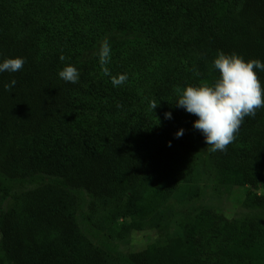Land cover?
Wrapping results in <instances>:
<instances>
[{"label": "trees", "instance_id": "16d2710c", "mask_svg": "<svg viewBox=\"0 0 264 264\" xmlns=\"http://www.w3.org/2000/svg\"><path fill=\"white\" fill-rule=\"evenodd\" d=\"M87 1L91 0L82 7ZM135 1L139 9H150L155 20L178 8L174 14L183 23L180 36L143 37L163 47H178L193 62L191 75L176 79L167 74L153 87L152 94L173 106L185 87L218 78L212 64L220 52L264 62V0ZM106 4L108 0L96 5L99 15ZM66 17L67 28H56L59 40L48 48L46 27L42 32L33 26L23 33V24L11 19L0 2V60H26L21 71L0 74V167L21 179L57 177L62 183L17 193L0 212V264H108L104 252L79 228L71 190L84 189L94 201L103 200L104 220L111 230L120 217L131 219L122 231L159 224L158 186L165 180L163 166L174 147L167 138L159 141L156 129L138 120L145 95L113 86L112 77L121 75L113 58L102 66L99 52H80L87 40L77 11L69 7ZM128 36L112 40L120 44L129 41ZM92 45L90 39L88 46ZM68 64L80 72L77 84L58 77ZM105 67L110 75L104 74ZM254 71L264 85V72ZM13 79L15 86L6 90ZM180 144L184 157L198 156L219 192L264 184V108L255 117H245L223 152L213 153L205 145L199 153L195 144ZM245 204L256 211L242 218L227 219L209 208L186 214L177 236L148 245L133 264H264V194L247 196Z\"/></svg>", "mask_w": 264, "mask_h": 264}, {"label": "rangeland", "instance_id": "374dc122", "mask_svg": "<svg viewBox=\"0 0 264 264\" xmlns=\"http://www.w3.org/2000/svg\"><path fill=\"white\" fill-rule=\"evenodd\" d=\"M0 2L11 19L23 24L20 27L21 30L24 29L23 33L30 31V27L33 26H40L42 32L46 27V33L43 34L47 35L48 43H45L48 48L59 40L56 28H67L64 22H68L65 20L68 8L72 7L77 11L83 19L80 21L81 31L86 33L83 38L87 40L80 46V52L84 55L95 54L99 52L101 43L108 40L112 62L120 74L127 76V80L120 86L130 90L132 94L136 92L139 96H146L145 105L142 104L141 112L137 113L138 120H143L155 128L160 136L159 141L167 138L166 143L170 142L174 147L173 154L169 155L163 166L166 170L165 180L158 186V193L162 198L158 206L157 225L141 230L122 231L121 227L128 225L131 219L120 217L112 225L111 230L104 220L107 214L104 201H94L84 189L71 190L76 198L74 209L76 222L88 239L104 252L108 264H133L138 254L148 245L164 244L177 236L184 216L201 208H209L227 219L242 218L256 211L246 206V198L252 194H264V184L237 185L229 193L217 191L213 178L202 169L198 156L196 154L183 156L186 151L184 145L180 144L182 141L195 144L199 153L205 150L203 135L193 127L195 120L180 113L169 100H161L151 93L159 77L170 74L178 79L191 75L193 71V62L189 56L187 57L188 52L174 46L163 47L157 41L151 43L143 38L148 35L155 39L171 40L180 36L183 23L179 18L175 19L174 12L177 11V6L155 20L150 9L141 10L138 8L139 2L132 0H108L107 6L103 8V15L97 13L96 5L99 2L103 5L105 0L87 1L86 8L82 7L86 0H0ZM168 17H172L173 21L170 22ZM126 36L131 37L130 40L120 41V44L116 39L112 40ZM90 39H93L94 43L92 48L88 46ZM64 41L66 40L63 39L62 42ZM140 101H143V97H140ZM153 103L157 104L154 110L151 107ZM167 112H171V119L165 118ZM181 128L184 129V135L177 139L175 133ZM49 182L62 184L57 177L21 179L0 167V212L8 208L15 194ZM168 189L172 191L166 196Z\"/></svg>", "mask_w": 264, "mask_h": 264}, {"label": "clouds", "instance_id": "9594fccd", "mask_svg": "<svg viewBox=\"0 0 264 264\" xmlns=\"http://www.w3.org/2000/svg\"><path fill=\"white\" fill-rule=\"evenodd\" d=\"M110 54V45L105 40L99 50L102 66L108 63ZM64 59L61 55L60 60ZM25 63L23 57L0 60V74L17 73ZM212 67L218 73V78L213 83L185 87L175 103L177 107L197 117L193 127L203 135L209 150L215 153L225 151L235 140L245 117H255L257 110L264 108V85L258 78L257 71H254L264 72V62L258 59L246 61L235 53L229 55L220 52L213 60ZM103 71L105 75H110L106 67ZM58 77L66 83L77 84L80 72L75 66L68 64L58 71ZM126 80L127 76L121 74L112 77L111 82L113 86H119ZM15 84L13 79L5 85V89L10 91ZM156 106V103L151 105L153 110ZM165 118L171 119V112L165 113ZM183 135L184 129H178L175 138L179 139Z\"/></svg>", "mask_w": 264, "mask_h": 264}]
</instances>
